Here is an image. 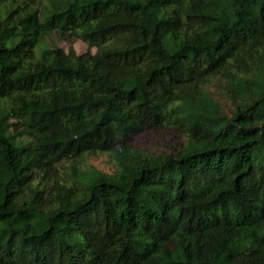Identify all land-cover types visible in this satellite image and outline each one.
I'll use <instances>...</instances> for the list:
<instances>
[{
	"label": "trees",
	"instance_id": "1",
	"mask_svg": "<svg viewBox=\"0 0 264 264\" xmlns=\"http://www.w3.org/2000/svg\"><path fill=\"white\" fill-rule=\"evenodd\" d=\"M0 264H264V0H0Z\"/></svg>",
	"mask_w": 264,
	"mask_h": 264
},
{
	"label": "rangeland",
	"instance_id": "2",
	"mask_svg": "<svg viewBox=\"0 0 264 264\" xmlns=\"http://www.w3.org/2000/svg\"><path fill=\"white\" fill-rule=\"evenodd\" d=\"M49 42H56V39L53 38ZM58 45L66 50L70 46L69 42L67 41H59ZM75 49L79 54L89 52V46L82 40H79L75 43ZM91 52L94 53L95 48L91 49ZM179 135L180 132L175 131V129L173 128L172 130L166 129L165 133L163 134H159L155 130L133 135L131 139H129V141H131L132 145L135 147H139L142 149L159 148L161 151H164L165 148L169 146V143H171V141H173L174 144L178 146L179 141H181ZM90 163L101 170L107 171L110 168V163L108 162V159L106 157L93 158Z\"/></svg>",
	"mask_w": 264,
	"mask_h": 264
}]
</instances>
